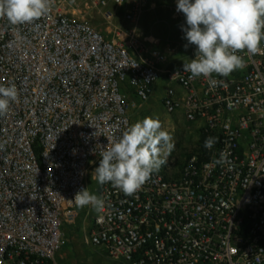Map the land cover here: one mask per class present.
I'll return each mask as SVG.
<instances>
[{"label": "built area", "instance_id": "obj_1", "mask_svg": "<svg viewBox=\"0 0 264 264\" xmlns=\"http://www.w3.org/2000/svg\"><path fill=\"white\" fill-rule=\"evenodd\" d=\"M88 1L106 22L118 8L134 22L153 0ZM77 8L54 0L20 26L21 40L0 19V84L19 94L0 117V264H57L62 230L78 217L75 194L96 181L107 138L131 124L128 94L147 102L162 76L165 110L218 142L175 173L154 172L132 196L96 181L105 207L81 243L118 264H264V41L211 88L183 72L194 45L179 42L185 59L173 63L158 38L105 35ZM221 153L231 170L214 164Z\"/></svg>", "mask_w": 264, "mask_h": 264}, {"label": "clouds", "instance_id": "obj_2", "mask_svg": "<svg viewBox=\"0 0 264 264\" xmlns=\"http://www.w3.org/2000/svg\"><path fill=\"white\" fill-rule=\"evenodd\" d=\"M54 0H0V19H5L21 40L20 26L34 24L47 16ZM176 11L183 13L185 23L181 25L187 44L195 46V58L183 62V72L189 80L204 78L211 88L223 81L215 76L228 77L243 69L246 61L238 53L255 55L261 51L264 41V0H177ZM179 74V71L175 75ZM174 75V76H175ZM135 82V81H133ZM15 84H0V117L10 110V104L18 99ZM102 147L99 166L94 170L95 180L111 185L132 196L150 179L151 175L166 164V157L174 149L173 138L163 128L158 117H144L129 124L119 138H107ZM216 137H208L204 147L211 150ZM4 144L0 143V150ZM216 165L231 162L221 153L213 161ZM77 207L91 206L100 212L105 202L88 188L80 189L72 200Z\"/></svg>", "mask_w": 264, "mask_h": 264}, {"label": "rangeland", "instance_id": "obj_3", "mask_svg": "<svg viewBox=\"0 0 264 264\" xmlns=\"http://www.w3.org/2000/svg\"><path fill=\"white\" fill-rule=\"evenodd\" d=\"M76 2L78 3L76 11L78 16L88 19L105 35L110 36L123 30V27L119 25V21L123 20L121 8H118L114 22H106L101 15L103 9H95L88 0H76ZM173 7H169L167 2L152 6L140 18L138 17L131 26L146 36L158 38L161 46L168 51V56L172 62L179 64L185 59L184 49L179 44V42H187L184 39V33L181 35L179 33L181 25L185 23V18L180 12L177 14L178 18H173L172 13L176 14L172 12ZM159 83L165 91L167 83L163 76ZM130 95L132 102L131 123L148 116L158 117L163 128L169 131L173 138L174 149L166 157V164L160 169H169V172L175 173L180 170L191 152L204 147L207 136L196 124L187 123L180 114H169L158 98L150 97L147 102L140 103L133 94ZM88 190L97 195V183L91 180V177L88 182ZM95 214L96 211L90 205L80 207L76 222L63 228V244L58 256H56L57 264H118L109 260L105 254L94 252L81 243V234L83 230H88Z\"/></svg>", "mask_w": 264, "mask_h": 264}, {"label": "crops", "instance_id": "obj_4", "mask_svg": "<svg viewBox=\"0 0 264 264\" xmlns=\"http://www.w3.org/2000/svg\"><path fill=\"white\" fill-rule=\"evenodd\" d=\"M162 2H167V4L169 5V7L174 6V7H173L174 10H173L172 12H175L176 14L174 15V13H172V17H173V18H176V17H177V14H179V13L176 11V7H175V5H174V3H173V0H153V1H152V4H151L146 10L150 9L152 6L159 5V4H161ZM146 10H145V11H146ZM145 11H144V12H145ZM144 12H143V13H144ZM143 13H141V14L139 15V18L141 17V15H142ZM121 15H122V14H121ZM115 17H116V14L113 16V18H112L111 21L114 22ZM122 18H123V15H122ZM177 18H178V17H177ZM132 23H133V22H127V21H125L124 18H123V20L119 21V25L123 27V28H122L123 31H129V30H131V29H132V30L135 29L137 32H140L139 30H137L136 28H134L133 26H131ZM140 33H141V32H140ZM179 33H180V35L183 33L182 29H180ZM141 34H143V33H141ZM143 35H146V34H143ZM147 36H148V35H147ZM153 37H154V36H153ZM130 94H131V93L128 94L129 99H130V96H131ZM163 95H164V90H163V88H162V86H161V83L158 82V84L155 86V89H154V91H153V94H152L151 98H152V97L155 98V99L158 98L159 101H160V103L162 104L161 100H162ZM133 96H134V95H133Z\"/></svg>", "mask_w": 264, "mask_h": 264}]
</instances>
